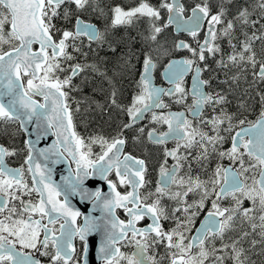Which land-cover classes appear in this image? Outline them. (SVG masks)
I'll use <instances>...</instances> for the list:
<instances>
[{"label":"snow or ice","instance_id":"6c2138e0","mask_svg":"<svg viewBox=\"0 0 264 264\" xmlns=\"http://www.w3.org/2000/svg\"><path fill=\"white\" fill-rule=\"evenodd\" d=\"M169 28L192 41L169 43ZM174 52L187 55L169 59ZM158 66L167 87L155 82ZM241 78L264 85V0H137L107 11L102 0H0V134L10 140L0 143V264H91L93 255L100 264H264V110L255 121L243 103L228 110ZM126 79L136 92L124 106ZM90 85L129 118L114 135L76 131L72 93ZM149 114L158 127L147 138L165 146L155 182L145 159L124 151L125 131ZM135 131L139 140L144 127ZM64 162L57 183L53 166Z\"/></svg>","mask_w":264,"mask_h":264},{"label":"trees","instance_id":"16d2710c","mask_svg":"<svg viewBox=\"0 0 264 264\" xmlns=\"http://www.w3.org/2000/svg\"><path fill=\"white\" fill-rule=\"evenodd\" d=\"M137 0H102V5L105 7L106 11L110 7H115L116 5H120L124 8L131 6L132 4L136 3ZM190 3L191 0H188ZM152 3H156V0H152ZM110 14V13H109ZM86 20L101 24V21L96 19L95 16H87L85 17ZM58 23H62L58 22ZM116 31L120 35L125 34V29L123 27L117 28ZM131 31V30H129ZM168 32V42L171 43L173 38L184 39L190 41L188 37H179L175 34L174 29L169 28ZM135 33L133 32V35ZM138 47V45H137ZM227 48V46H225ZM87 51V49H85ZM107 53V50H101L99 52V56L103 57ZM96 53H91L88 56V61L91 62L92 60L96 59ZM187 55L186 52H174L169 59H174L176 57ZM84 58L81 57V60ZM162 62H164V58H162ZM111 66V65H110ZM215 67V65H213ZM160 69L157 70V79H159ZM208 73H205V76L208 77ZM220 79H223V74H220ZM90 80H93L90 77ZM247 80L250 82L252 80V76L250 72L247 74ZM78 82V81H77ZM96 84L97 88L100 86V81L93 80ZM213 84H217V80H213ZM219 87L227 88L226 85H219ZM122 93L118 98V102L121 105L127 106L131 104L132 97L136 92L135 83L129 80H124L121 84ZM259 91H264V85L255 84L251 87L248 86V83L245 82L243 78L240 80L239 87L235 88L234 91L230 93L229 99L231 103L228 105V110L231 112H236L239 106L243 103L247 106V111L244 113L249 121H255L259 116L260 112L264 110V106L261 104L260 95L258 94ZM72 96L76 98V100L81 101L80 103V111L73 112V119L76 125V131L83 137H87L90 134H103L105 136H110L115 134V129H117L118 125L122 122H125L127 119V114L122 112L120 109L116 108L115 106H111L107 100L106 92H101L99 90L93 91L91 85L84 89L83 95L81 93H72ZM84 96L90 97L91 99L88 103H84ZM92 101H95L93 103ZM97 104L101 105L102 107H97ZM77 105L75 103L72 104V108L75 109ZM0 128H3V125L0 124ZM13 125L10 128V131H14ZM143 137V136H142ZM26 139V136L21 133L19 134L16 139V144H22V141ZM143 141V143H142ZM141 143L145 145L144 138H142ZM9 137L3 134H0V143H9ZM141 144V145H142ZM9 162L11 166L18 167L22 163V159H17L15 157L9 158ZM259 239V237H257ZM259 247V245L257 246ZM257 260V264H260V258L254 257Z\"/></svg>","mask_w":264,"mask_h":264},{"label":"flooded vegetation","instance_id":"af4514ba","mask_svg":"<svg viewBox=\"0 0 264 264\" xmlns=\"http://www.w3.org/2000/svg\"><path fill=\"white\" fill-rule=\"evenodd\" d=\"M184 37H188V38H190V41H192V38L190 36H184ZM185 41H187V40H185ZM180 57H182V56H180ZM176 58H178V57H176ZM158 69H160V73H161L162 72V67L158 66ZM191 76H192V73L185 78V86L187 88H191ZM204 76H205V74H204ZM156 82L160 86H164V87H167L168 86L164 82V80H163V78H162L161 75H159V79H157V76H156ZM163 100H164L165 103H169V98L168 97H164ZM168 110L169 109H165L164 111H168ZM170 110L171 111H182L183 110V106L182 105L171 104L170 105ZM157 111H159V110H157ZM128 119L129 118L127 116V119H126L125 122H127ZM149 120H150V114L144 120H142L139 124L135 125L133 129H129V130H126L125 131V137L127 139V143H126V146H125V153H130L134 157H137V158H140V159H145L146 164H147L148 169H149V172L151 174V179L153 180V182H155V180L157 179V176H158L159 166L163 162V159H164L163 148L165 146L164 145H155V144L151 143L148 140V138H147V132L152 127H158V126H155L153 124H150L149 123ZM139 127H144V134L143 135H140L139 140H136V139H134V137L137 136V135H139V134L135 131V129H138ZM158 130H162V129H159L158 128ZM142 138H144L145 145L142 144L143 143ZM141 141H142V143H141ZM167 147L168 148L174 147V143L173 142H170L167 145ZM94 151H99L98 146H95L94 147ZM168 163H169V165H171L172 163H174V161H172L169 158ZM223 164L225 166L228 165V164H226V159L223 161ZM71 166H72L73 169L75 168V165L74 164H72ZM118 190L123 193V192H126V191H130L131 189L128 186H124V187L119 188ZM33 198H35V194H33ZM117 214L122 219L124 218L123 212L121 210L118 209L117 210ZM201 219H202V217H201ZM82 220H83V217L79 218L78 219V223H82ZM142 223H147V221H144ZM197 223H199V222H197ZM77 244H79V241H77ZM122 250H124V251H132L131 248H129V249H122ZM159 252L161 254H163L164 253V249L163 248L159 249ZM42 259H45L46 260V258H42Z\"/></svg>","mask_w":264,"mask_h":264},{"label":"water","instance_id":"95a60500","mask_svg":"<svg viewBox=\"0 0 264 264\" xmlns=\"http://www.w3.org/2000/svg\"><path fill=\"white\" fill-rule=\"evenodd\" d=\"M175 32V31H174ZM176 34V33H175ZM202 34V33H201ZM177 36L179 37H184V36H188L187 34H176ZM181 57H178V58H174V59H179ZM191 73H189L190 75ZM188 75V76H189ZM156 82V81H155ZM157 83V82H156ZM158 85V84H157ZM27 138V137H26ZM55 141V137L54 136H49L47 139L45 140H42L38 145L37 147L38 148H44V147H48L50 146L53 142ZM126 146V145H125ZM124 151H125V147H124ZM14 167V166H13ZM72 167V166H71ZM68 172H69V164L67 162H64V163H60V164H56L53 166V179L57 182V183H60L61 182V179L65 176L68 175ZM86 186L90 187V188H93L95 189L96 187H100L102 189V191L104 192H107L108 191V188H107V185L106 183L104 182H101V181H96V180H88L86 181ZM73 204L80 209V211L82 213H85V214H88L91 212V204H85V203H81L79 201L78 198H73ZM92 215H99V212H94V213H91ZM93 241H96L97 238H92ZM91 264H100L99 260H97L95 258V255L92 256V259H91Z\"/></svg>","mask_w":264,"mask_h":264},{"label":"rangeland","instance_id":"374dc122","mask_svg":"<svg viewBox=\"0 0 264 264\" xmlns=\"http://www.w3.org/2000/svg\"><path fill=\"white\" fill-rule=\"evenodd\" d=\"M14 127L16 126V125H13ZM236 130H238V128L236 129ZM231 146V141L229 140V142L228 143H226L225 145H224V147L225 148H229ZM226 164H229V161L226 159Z\"/></svg>","mask_w":264,"mask_h":264}]
</instances>
